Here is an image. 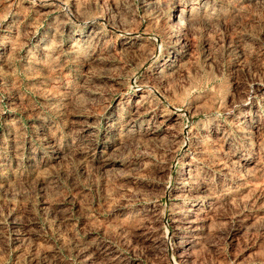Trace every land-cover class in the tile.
<instances>
[{"label": "rangeland", "instance_id": "374dc122", "mask_svg": "<svg viewBox=\"0 0 264 264\" xmlns=\"http://www.w3.org/2000/svg\"><path fill=\"white\" fill-rule=\"evenodd\" d=\"M168 229L264 264V0H0V264H171Z\"/></svg>", "mask_w": 264, "mask_h": 264}, {"label": "bare ground", "instance_id": "6f19581e", "mask_svg": "<svg viewBox=\"0 0 264 264\" xmlns=\"http://www.w3.org/2000/svg\"><path fill=\"white\" fill-rule=\"evenodd\" d=\"M162 96V95H161ZM159 97V96H158ZM162 98H163V96H162ZM173 109H174V111H176V113L177 112H181V108L179 109V108H177V107H173ZM184 113V112H183ZM161 119V118H160ZM174 240H175V236H174V233L171 231V230H167L166 231V233H165V241L167 242V243H169V245L171 244V246L172 247H170L169 249H171V252H172V256H171V258H169L170 259V262H171V264H180L179 262H178V260L176 259V256H175V252H177V248L176 247H178V246H175V244H174ZM188 244V243H187ZM168 245V244H167ZM190 248H191V246H186V249L184 250V252H186L187 254H188V251L190 250ZM168 249V250H169ZM183 251V250H182ZM181 251V252H182ZM180 253V252H179ZM183 253V252H182ZM184 254V253H183ZM178 255V254H177Z\"/></svg>", "mask_w": 264, "mask_h": 264}]
</instances>
